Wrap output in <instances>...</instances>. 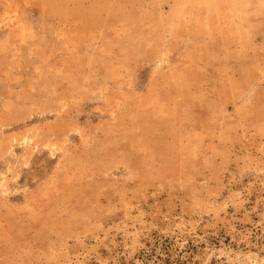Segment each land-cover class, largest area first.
I'll return each mask as SVG.
<instances>
[{
	"label": "rangeland",
	"instance_id": "1",
	"mask_svg": "<svg viewBox=\"0 0 264 264\" xmlns=\"http://www.w3.org/2000/svg\"><path fill=\"white\" fill-rule=\"evenodd\" d=\"M0 264H264V0H0Z\"/></svg>",
	"mask_w": 264,
	"mask_h": 264
}]
</instances>
